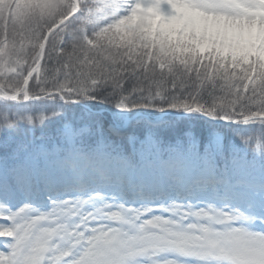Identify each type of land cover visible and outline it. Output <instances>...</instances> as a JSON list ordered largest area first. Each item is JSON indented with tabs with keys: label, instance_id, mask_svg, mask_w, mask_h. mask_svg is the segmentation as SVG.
<instances>
[{
	"label": "snow or ice",
	"instance_id": "snow-or-ice-1",
	"mask_svg": "<svg viewBox=\"0 0 264 264\" xmlns=\"http://www.w3.org/2000/svg\"><path fill=\"white\" fill-rule=\"evenodd\" d=\"M0 264H264V0H0Z\"/></svg>",
	"mask_w": 264,
	"mask_h": 264
}]
</instances>
